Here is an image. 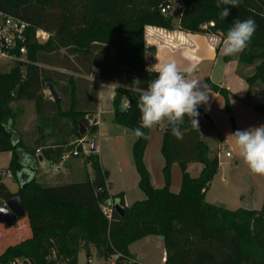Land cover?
<instances>
[{"label":"trees","instance_id":"obj_1","mask_svg":"<svg viewBox=\"0 0 264 264\" xmlns=\"http://www.w3.org/2000/svg\"><path fill=\"white\" fill-rule=\"evenodd\" d=\"M174 1L0 0V8L5 12L51 33L44 43L28 44L29 62L8 70L0 69V152H10L8 169L19 184L17 191L11 192L0 180V201L5 202L14 195L21 197L25 213L22 221L13 226L27 233L24 239L0 252V264H11L17 258H22L25 264L59 261L78 264L79 240L83 241L81 247L87 254L93 247L104 260L112 255L120 260L132 259L130 244L149 235L163 236L164 264H264V200L259 210H230L205 200L219 165L218 155L200 139L188 116L184 117L182 139L163 131L161 153L165 160L162 169L166 185L162 188L153 186L144 164L148 129H141L144 134L136 137L132 154L138 184L145 197L130 206L125 205L121 193L111 195L104 188L105 173L96 154L88 155L87 159L95 172V183L100 182L99 190L88 178L59 185L37 182L39 155L36 152L41 145L32 146L15 136V113L11 107L14 99L32 100L43 127L53 128L59 122V115H68L75 123L73 133L80 138L97 131V124L89 123L95 118L96 89L87 90L81 97L79 79L73 77H70L68 109L59 110L53 117L44 115L46 102L56 108L62 105L61 99L47 100L43 96L46 84L57 86L59 73L47 71L38 63L63 48L74 56V66L66 59L57 67L80 70L84 74L95 68L102 79L116 83L112 99L114 122L132 130L139 128L138 98L157 75L156 70L146 69L144 27L172 29V16L170 12L162 13L161 7ZM180 1L178 28L184 31L206 33L201 26L213 21L210 30L220 31L225 37L235 19L252 18L257 29L238 61L252 64L260 59L254 74L245 80L249 87L256 79L264 81V0H242L239 7L230 8L226 20L220 19L223 6L217 8L216 0ZM137 79L139 84L135 82ZM205 84L224 96L229 110L228 90L208 81ZM60 88L67 91L65 87ZM124 100L127 107L122 108ZM253 107L264 114V100ZM198 111L199 116L208 117L203 110L198 108ZM79 122L85 128L84 135L80 133ZM65 134L68 136V132ZM67 143L62 139L44 149L40 156L59 163L66 151L63 145ZM172 162L181 166V185L177 192L169 189L168 166ZM188 162L203 164L197 177L186 171ZM114 203L124 208L122 215L114 210ZM101 204L112 205L109 217L103 213ZM3 233L0 231V237Z\"/></svg>","mask_w":264,"mask_h":264},{"label":"rangeland","instance_id":"obj_2","mask_svg":"<svg viewBox=\"0 0 264 264\" xmlns=\"http://www.w3.org/2000/svg\"><path fill=\"white\" fill-rule=\"evenodd\" d=\"M174 20H177V15H174ZM210 33L219 34L224 37L220 31L210 30ZM239 56V54L237 55ZM45 61L39 62L44 69L50 72L57 71L59 73V81L57 86H54L56 92L61 96L62 105L60 108H56L47 103L45 106L44 115L53 117L56 112L66 111L70 104L69 88L70 77L78 80L81 89V97H83L89 90L96 89L95 99L97 102L98 85L97 80L89 79L88 75L84 74L80 70L72 71L66 68L57 67L62 64L64 60H69L72 68L74 66V56L70 54L66 49L49 54L43 57ZM72 61V62H71ZM260 59L254 60L252 64H244L241 72L249 77L254 74L255 66L260 62ZM53 64V65H52ZM71 67V66H70ZM254 84L259 85L261 91L264 93V81L256 79ZM67 88L66 92L62 91V88ZM88 90V91H87ZM208 94L207 103L213 98L214 92L207 89ZM43 96L45 99H53L49 89L45 86L43 89ZM94 96V95H93ZM92 96V97H93ZM82 99V98H81ZM123 101L121 107L125 108ZM84 104V102L82 101ZM96 106V105H95ZM229 110L226 108V101L223 95L218 94L216 98L212 99V110L209 112V118L213 120L215 129L209 126V121L205 117H198V125L200 139L205 141L211 150L217 153L219 158V166L211 180L209 191L207 194L208 200H214L213 202H221L222 206L233 209L235 208L236 201L241 202L244 206L249 200L253 203V208L259 210L264 200V176L254 175L251 173L243 159L239 155V151L235 146L234 138L231 136L236 130H245L248 128L258 127L255 123L246 119L244 116H251V113H246V106L244 103L236 101L233 98L228 100ZM13 112L15 113L14 130L15 136H19L23 141L28 142L32 146L36 143L40 144V154L44 149L53 144L60 142L62 139L67 141V144L63 145L66 149L61 161L66 157V167L73 166L69 171V177L63 178L64 168L61 167L58 170H54V164L50 161L44 160L40 163L37 170L38 181H44L46 177H50L54 181L62 182H75L88 178L95 183V172L88 162L87 156L96 154L100 167L104 174V188L111 193H121L126 202V206H130L134 201L143 199L145 197L144 192L141 190L138 184L139 176L134 164L132 148L133 143L136 140L134 130L127 128L123 125H118L113 122V113L111 103L103 100L102 108H99V114L97 117L100 122V130L93 134L88 133L85 138H80L74 132L75 123L68 115H59V122L55 127H43L41 121L32 100L27 99H14L11 103ZM113 107V105H112ZM241 109H244L243 112ZM255 110V108H253ZM257 111V110H256ZM93 114H97L96 107L93 109ZM96 117V116H95ZM97 117L93 120H97ZM163 131L164 124L160 128L157 125L151 129H148L147 143L149 156L158 151L161 152L163 143ZM68 132V136H66ZM222 144V148H218L219 142ZM91 139L94 140L97 148L96 151L90 152ZM80 140L83 142L80 143ZM145 146V149H146ZM81 147V151L79 150ZM82 147L88 148V151H83ZM74 150L78 151L77 155H73ZM230 153L229 157H226L225 152ZM145 152V150H144ZM11 154L10 152H0V173H3L0 180L9 188L11 192H16L18 189L17 179L11 174L8 169ZM153 159V157H151ZM60 161V162H61ZM144 161V154H143ZM39 163V162H38ZM145 164V162H144ZM146 164L149 165L150 161L146 159ZM145 164V166H146ZM202 164L201 162H192L188 166L186 165V171L193 173L195 171V165ZM147 168V167H146ZM77 170V173L73 174V171ZM11 174L8 176L7 174ZM189 173V174H190ZM191 176V175H190ZM181 166L178 162H172L168 166V179L169 189L172 186L181 185ZM153 180L154 186L162 188L166 185V179L163 169L154 170L151 169L150 180ZM160 180V181H159ZM152 183V182H151ZM109 188V189H108ZM171 190V189H170ZM110 194V193H109ZM113 195V194H111ZM2 202V201H0ZM102 211L105 214V205L101 204ZM106 215V214H105ZM22 218L18 220L21 222ZM0 231L4 232L0 237V252L8 245L14 244L25 238L26 232L24 230H16L15 226L11 228H5L0 224ZM158 236L153 235L151 238H141L133 242L130 249L136 252L137 255H144L143 261L146 264H160V258L162 254L163 242L161 243ZM82 240H79L78 245V264H133L139 263L135 258L133 259H117V255H112L108 260H104L102 257L96 254L95 249H90V255H92L91 262H87V252L81 247ZM133 254V253H132ZM166 256V254H165ZM52 257H55L53 252ZM22 259V258H18ZM23 260V259H22ZM55 264H66L59 261Z\"/></svg>","mask_w":264,"mask_h":264},{"label":"crops","instance_id":"obj_3","mask_svg":"<svg viewBox=\"0 0 264 264\" xmlns=\"http://www.w3.org/2000/svg\"><path fill=\"white\" fill-rule=\"evenodd\" d=\"M180 13L176 14L177 20H174V15H173L172 17L173 28L172 29H166V28L156 27V26H145L144 27V41H145V47L147 48V51L145 54L146 69L157 71V69L161 67L162 65H164L165 63L175 62L178 69L181 72H184L186 74L187 79L196 80L198 82L204 81V83L208 81L210 83L218 85L219 87H223L227 89L229 93L228 100H230V98H233L236 101L244 103V105L246 106V113H251V116H244L246 119H249L251 122L255 123L257 126L264 125V114L253 109L254 108L253 106L255 104H260L264 100V93L261 91L259 85L257 84H254L253 86L249 87L247 81L245 80L247 75L240 71V69H243V65H241L238 62L237 55L225 56L223 54V48H222L221 41L224 37L220 36L219 34H212L213 39L211 41L210 40L211 35L208 33H193L189 31L180 30L178 28ZM189 69L191 70V75H187V71ZM86 75H88L89 76L88 78L91 80L99 81L98 96H97V102H96L97 114H95L94 117L95 116L97 117V115L99 114L98 110L99 108H102L101 106L103 105L104 99L107 102L111 103V108H112L111 110L113 113L112 99H113L116 83L109 81V80L102 79L99 76L98 71L95 68H92L90 73ZM205 87H206V84H205ZM207 89L212 90L206 87L205 91ZM213 92H214V96L212 99L216 98V96L220 94L215 91ZM212 99L208 103L200 105L199 109L203 110L208 115V117H205V118L209 121V126L212 129L216 130L213 120L209 118V112H208L212 110ZM241 110L245 112L244 109H241ZM199 117H203V116H199ZM192 125L194 128L197 129L195 124L192 123ZM161 127H162V124L160 125V128ZM97 130L98 131L100 130V122H99L98 117H97ZM197 131L199 132L198 129ZM219 141H221L220 138L218 142ZM221 145H222L221 142H219L218 148H220ZM96 148L97 146L95 144L94 151H96ZM147 148L148 146H146V149L144 152V162L146 164V159L150 161V164L149 165L146 164V167H147L149 174H151L152 168L154 170L162 169L165 164V160L160 151L154 154H151L152 156H149V151ZM211 151L214 152L213 150ZM36 154L39 155V157H41L40 154L38 153ZM229 156H226V157H229ZM151 157H153V159ZM44 160L46 159H43V158L38 159V162H39L38 168H39L40 163H42ZM65 163H66V157H64V160L59 163H53L54 164L53 169L58 170L61 167H65L64 175H62V177L68 178L69 177L68 170H71L74 167L73 166H70V168L66 167L65 165L67 164ZM190 163L192 162L187 163L188 166L190 165ZM195 166H196L195 171L193 173L189 172L192 177H197L200 174L203 164H196ZM75 173H77V170L74 169L73 174ZM35 178L38 179L37 172H36ZM79 181H82V180H79ZM79 181H75V182H79ZM41 182L45 183L44 185L65 184V182H62V181H57V180L54 181L50 177H46L45 180L44 181L42 180ZM151 182L154 186L155 184L152 179H151ZM66 183H71V182H66ZM170 189L173 192H177L180 189V186H177L175 184V186L170 187ZM208 191H209V188L207 189L205 193V200L207 202L218 204V205H224L221 202L215 203L213 202L214 200L212 199L208 200L207 198ZM109 193L114 194L111 192ZM124 203L126 205L125 200H124ZM235 205H236L235 208L230 209V210L244 208L242 203L239 201L238 202L236 201ZM28 235H29V232H28ZM151 237H153V235H149L143 238H151ZM159 240L161 243L163 242L162 239H159ZM130 246H129L130 253L137 255L135 251L130 249ZM143 256L144 255H140V259H139L140 264H146L145 261L142 260ZM164 261H165V250L163 248L161 258H160V264H164Z\"/></svg>","mask_w":264,"mask_h":264},{"label":"clouds","instance_id":"obj_4","mask_svg":"<svg viewBox=\"0 0 264 264\" xmlns=\"http://www.w3.org/2000/svg\"><path fill=\"white\" fill-rule=\"evenodd\" d=\"M242 0H216V7L221 8L220 19L226 20L230 8L239 7ZM257 25L252 18L235 19L227 30L221 44L225 56H235L243 52L256 32ZM191 75V70L187 71ZM137 84L140 81L135 80ZM208 101L204 86L196 80L186 78L175 62H168L157 69L156 78L147 84L138 98L141 126L134 130L139 138L141 129H151L164 124L173 130L177 139H182L181 125L185 116L198 125V108ZM239 155L254 175L264 176V125L245 130H236L231 134ZM8 211L7 209L5 212Z\"/></svg>","mask_w":264,"mask_h":264},{"label":"built area","instance_id":"obj_5","mask_svg":"<svg viewBox=\"0 0 264 264\" xmlns=\"http://www.w3.org/2000/svg\"><path fill=\"white\" fill-rule=\"evenodd\" d=\"M173 3H167L161 7V12L164 14L169 13L173 9ZM214 26V22L210 21L204 23L201 27L206 33L210 34V40L212 41L213 37L210 33V29ZM51 33L45 31L41 28H38L18 16L11 15L0 8V69L8 70L11 67L17 64H23L29 62L28 44L30 42L44 43L50 37ZM99 83V81H97ZM124 106L127 107V100L124 103ZM90 124H97V120L90 119ZM83 141L80 140V143ZM222 148V145L220 146ZM83 151L87 152L88 148L82 147ZM39 152V150H37ZM73 155H77L78 151L74 150ZM226 156H229L228 151L225 152ZM3 173H0V177ZM10 176L11 174H7ZM5 204V202H2ZM106 216L109 217L112 205H105ZM11 264H25V261L22 259H15Z\"/></svg>","mask_w":264,"mask_h":264},{"label":"water","instance_id":"obj_6","mask_svg":"<svg viewBox=\"0 0 264 264\" xmlns=\"http://www.w3.org/2000/svg\"><path fill=\"white\" fill-rule=\"evenodd\" d=\"M173 6H174L173 9L170 11V16H172V17H173V15L179 14L181 12L182 3L180 0H176V1H174ZM199 83L204 86V90H205L206 87H205L204 81H199ZM46 87L49 89L53 100L59 101L61 99V96L56 92V90L54 89L52 84L48 83V84H46ZM79 124L81 125L80 133H81V135H84L85 128L82 127L81 122H79ZM181 126H182L181 130H182L185 126L184 120H183V124ZM164 130L167 133H173L172 128L169 126H165ZM94 150H95V143H94V140L91 139L90 152H93ZM39 158H42V157H39ZM96 188L98 190L100 189V182L99 181L96 182ZM243 207L245 209H248V210L254 209L253 203L251 200H249L246 204H244ZM113 208L119 215L123 214L124 208L122 206H120L118 203H114ZM6 209L8 211L5 212ZM24 213L25 212H24L23 204L21 201V197L19 195L12 196L10 199L5 201V204L0 202V224L4 225L6 227H11V226L15 225L17 223V221L24 216ZM159 237H160V239H163L162 235H160ZM131 258H133V259L135 258L138 261L140 259V255L131 254ZM91 259H92V255L87 254V262L88 263L91 262Z\"/></svg>","mask_w":264,"mask_h":264}]
</instances>
